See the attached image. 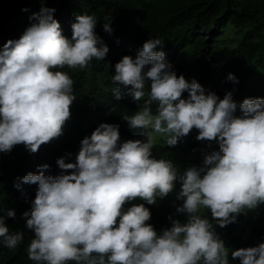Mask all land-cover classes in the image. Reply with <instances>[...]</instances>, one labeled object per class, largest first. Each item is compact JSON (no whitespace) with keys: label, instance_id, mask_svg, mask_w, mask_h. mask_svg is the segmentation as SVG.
I'll return each instance as SVG.
<instances>
[{"label":"clouds","instance_id":"1","mask_svg":"<svg viewBox=\"0 0 264 264\" xmlns=\"http://www.w3.org/2000/svg\"><path fill=\"white\" fill-rule=\"evenodd\" d=\"M89 1L0 8V155L58 142L76 99L72 75L97 62L111 67L114 99L136 102L121 116L131 127L100 122L22 170L14 187L35 198L0 215V245L29 264H264V231L233 251L219 233L239 222L234 237L249 238L264 222L247 223V210L264 204L263 85L226 62L224 46L218 61H188L152 26L126 43L119 26H99ZM105 9L114 17L121 7ZM187 24L210 40L211 27ZM23 232L29 243L16 248Z\"/></svg>","mask_w":264,"mask_h":264},{"label":"trees","instance_id":"2","mask_svg":"<svg viewBox=\"0 0 264 264\" xmlns=\"http://www.w3.org/2000/svg\"><path fill=\"white\" fill-rule=\"evenodd\" d=\"M30 1L0 0V8L19 10ZM32 1L34 7H39L57 0ZM106 3H117L121 7L120 14L114 17L107 15ZM88 4L95 6L98 10L95 18L99 26L108 21L111 26H119V30L122 31V40L126 43L135 42L151 33L152 26L161 36L162 43L167 49L179 51L188 61L201 58L218 61L223 56L220 49L224 46L225 54L233 51L226 62L242 75L246 68L251 70V81L256 85H263L259 92L264 96V0H90ZM105 17L108 20H105ZM188 18L189 25L192 27L206 29L211 27L208 30L211 32L210 40L204 41L196 35L188 27ZM133 24H137L136 30L127 29V26ZM230 29L234 33H231ZM224 37L230 38L223 39ZM228 46L231 47L228 49ZM110 70L109 63L97 62L87 70L75 72L72 75L76 99L70 105V109H73L71 121L70 117L65 121L64 124L68 125L58 142L56 138H53L41 144L39 147L42 150L36 155L28 153L25 155V150L19 145L1 154L4 158H0V215H6L8 210L14 212L19 210L21 213L23 209H30L35 195L28 194L21 187L19 190L14 187V184L19 183V178L24 176L21 173L22 170L72 148L79 137L100 122L108 124L112 122L119 125L118 132L131 127L127 121L121 119V116L135 114L130 109L136 102L114 99L108 84ZM253 74L257 75L253 77ZM237 82L234 84L240 87L241 84ZM250 91L251 89H246V92ZM65 162L72 161L66 158ZM18 222L21 223L19 215L17 220L7 223L10 231L20 229L17 227ZM254 224L249 238L243 232L238 237H234L240 226L239 222L237 227L231 226L220 230L219 233L225 240L221 239L225 247L233 251L258 245L256 241L264 231V222L259 220ZM22 234L23 240L16 248L20 246L25 248L29 243L27 232ZM231 259L230 253L229 262ZM0 264L29 263L21 252L13 255L11 249L0 245ZM234 264H239L238 259Z\"/></svg>","mask_w":264,"mask_h":264},{"label":"rangeland","instance_id":"3","mask_svg":"<svg viewBox=\"0 0 264 264\" xmlns=\"http://www.w3.org/2000/svg\"><path fill=\"white\" fill-rule=\"evenodd\" d=\"M231 33H234V31L232 29H230ZM231 46H233V44H231ZM228 46V49L229 47ZM233 53V51H229V54L231 55ZM182 173V172H181ZM247 223L249 224L251 221L253 220H259V219H264V204H259L256 206V208L251 209V210H247ZM7 218V221L10 222L11 218ZM6 220V219H5Z\"/></svg>","mask_w":264,"mask_h":264}]
</instances>
